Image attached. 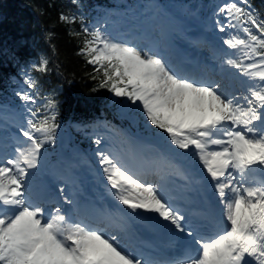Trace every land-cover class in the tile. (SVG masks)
<instances>
[{"label":"snow or ice","instance_id":"6c2138e0","mask_svg":"<svg viewBox=\"0 0 264 264\" xmlns=\"http://www.w3.org/2000/svg\"><path fill=\"white\" fill-rule=\"evenodd\" d=\"M72 4L58 20L81 38L79 53L94 66L97 87L121 98V112L138 113L145 133L165 142L152 169L162 182L148 180V171L97 135L111 210L98 209L75 178L60 173L52 176L55 190L36 192L32 177L63 127L57 94L38 99L33 73L46 74L50 63L40 57L24 68L16 105L0 107V264H264V11L251 0L212 5L201 24L214 36L223 73L213 79L189 74L165 54L174 34H186L170 6L148 5L125 30L110 27L108 12L89 18L80 0ZM54 37L48 30L53 50ZM165 176L179 177L178 194ZM133 217L167 234L180 254L146 258L131 242Z\"/></svg>","mask_w":264,"mask_h":264},{"label":"trees","instance_id":"16d2710c","mask_svg":"<svg viewBox=\"0 0 264 264\" xmlns=\"http://www.w3.org/2000/svg\"><path fill=\"white\" fill-rule=\"evenodd\" d=\"M80 2L84 13L92 18L97 4L108 5L116 0ZM252 4L264 11V0ZM69 7H74L72 0H0V89L6 95L13 94L7 86L9 76L16 75L23 84L24 68L42 56L48 58L49 71L33 73L39 77L38 98L57 94L63 124L107 113L111 97L110 90L97 87V81L91 78L96 73L79 53L81 38L69 35L67 26L58 20L59 12ZM48 30L55 33V50L45 38ZM54 64L58 70H53Z\"/></svg>","mask_w":264,"mask_h":264},{"label":"rangeland","instance_id":"374dc122","mask_svg":"<svg viewBox=\"0 0 264 264\" xmlns=\"http://www.w3.org/2000/svg\"><path fill=\"white\" fill-rule=\"evenodd\" d=\"M217 2H219V0H217ZM216 2V3H217ZM205 10V9H204ZM141 11V10H140ZM198 12V10L197 11H194L193 12V14H195V13H197ZM179 14H180V16L181 17H183V18H188L189 17V13H186V9L185 8H180V11L178 12ZM211 14V13H210ZM209 14V15H210ZM207 16V15H206ZM132 18H133V16H131ZM118 19H120V18H118ZM123 113V112H122ZM131 136L133 137L134 136V133L133 132H131ZM146 139H150V138H146ZM66 141V140H65ZM116 141L118 142V143H120V141H123L124 143H129L130 141H131V139H130V137H127L126 139H122V138H120V137H117L116 138ZM63 146L64 147H66L67 146V142H65L64 144H63ZM66 149H74L72 146H70V145H68L67 146V148ZM65 149V150H66ZM71 150V151H72ZM182 151V150H181ZM52 154L51 153H48V156H47V158H46V160L44 161V162H46L47 160H48V158L51 156ZM181 159H184V160H187L186 158H182L181 157ZM45 166V165H44ZM42 170V167H41V169H40V171ZM37 175H40V173H39V171L37 172ZM36 176V175H35ZM34 176V177H35ZM34 177H32V178H34Z\"/></svg>","mask_w":264,"mask_h":264},{"label":"bare ground","instance_id":"6f19581e","mask_svg":"<svg viewBox=\"0 0 264 264\" xmlns=\"http://www.w3.org/2000/svg\"><path fill=\"white\" fill-rule=\"evenodd\" d=\"M44 190H42V192H43Z\"/></svg>","mask_w":264,"mask_h":264}]
</instances>
